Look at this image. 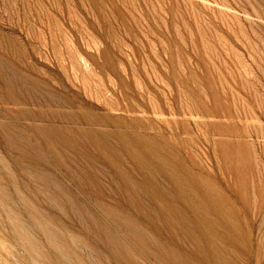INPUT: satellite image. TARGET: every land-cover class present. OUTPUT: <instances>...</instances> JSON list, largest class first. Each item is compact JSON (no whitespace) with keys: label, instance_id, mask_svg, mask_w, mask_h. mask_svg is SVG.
Listing matches in <instances>:
<instances>
[{"label":"rangeland","instance_id":"374dc122","mask_svg":"<svg viewBox=\"0 0 264 264\" xmlns=\"http://www.w3.org/2000/svg\"><path fill=\"white\" fill-rule=\"evenodd\" d=\"M175 178L264 264V0H0V264H209Z\"/></svg>","mask_w":264,"mask_h":264},{"label":"bare ground","instance_id":"6f19581e","mask_svg":"<svg viewBox=\"0 0 264 264\" xmlns=\"http://www.w3.org/2000/svg\"><path fill=\"white\" fill-rule=\"evenodd\" d=\"M57 131V130H56ZM60 132V131H59ZM126 132V131H125ZM100 133V132H99ZM114 133V132H113ZM117 133V132H116ZM115 133V134H116ZM122 133V132H121ZM96 134V133H95ZM103 134H105V133H103ZM107 134V133H106ZM124 134H126V133H124ZM128 134V133H127ZM130 134V133H129ZM57 135V134H56ZM99 135V134H98ZM97 135V136H98ZM100 135H101V133H100ZM117 135V134H116ZM118 135H122V134H119L118 133ZM117 135V137H119ZM144 135V134H143ZM94 137H95V139H96V137L97 136H95V135H93ZM107 136H108V134H107ZM112 136V135H111ZM132 136V135H131ZM130 136V137H131ZM100 137H102V135L100 136ZM104 137V136H103ZM103 137H102V139H103ZM127 137H128V135H127ZM135 138H136V141L138 142V143H142V144H144L145 146H146V148H147V150L149 151V152H151L152 153V151H154L153 153H154V156H155V153H156V151L158 150H160V149H158L159 148V146H161V145H159V142H158V137L159 136H157V140L156 139H150L149 138V136H148V138L147 137H136V135L134 136ZM155 138H156V136H154ZM61 138H62V136H61ZM120 138H121V136H120ZM123 138V137H122ZM126 138V137H125ZM129 138V137H128ZM132 138V137H131ZM131 138H129V141H130V139ZM106 139V138H105ZM124 139V138H123ZM133 139V138H132ZM125 140V139H124ZM159 140H161V138L159 139ZM101 141H103V140H101ZM96 142H98L97 140H96ZM109 142V141H108ZM122 142H124L123 140H122ZM128 142V141H127ZM133 142V141H132ZM137 142H135V143H137ZM163 142V141H162ZM106 143V142H105ZM105 143H104V145H105ZM110 143V142H109ZM125 143V142H124ZM161 143V142H160ZM97 144H99V142L97 143ZM101 144V143H100ZM99 144V145H100ZM103 144V143H102ZM101 144V145H102ZM126 144V143H125ZM162 144V143H161ZM166 144V143H165ZM108 145V144H107ZM103 146V145H102ZM138 146V145H137ZM144 146V147H145ZM164 146V145H163ZM132 147V146H131ZM135 147V146H134ZM139 148V147H138ZM109 149V148H108ZM125 149V148H124ZM127 149V148H126ZM131 149V148H130ZM136 149H137V147H136ZM113 150V149H112ZM129 150V149H128ZM127 150V151H128ZM143 150H145V149H143ZM142 150V151H143ZM164 150V149H163ZM166 150H167V147H166ZM171 150V149H170ZM107 151V150H106ZM106 151L104 150V152L106 153ZM116 151V150H115ZM126 151V150H125ZM135 151V150H134ZM141 150L139 151V152H142ZM109 152V151H108ZM138 152V151H137ZM138 152V153H139ZM144 152V151H143ZM171 152V151H170ZM172 152H175V151H172ZM118 153V152H117ZM129 155H131L130 153H132L131 152V150H129ZM128 153H126V154H128ZM145 153V152H144ZM169 153V152H168ZM111 155H113V153H110ZM156 154H158V153H156ZM167 154V153H166ZM170 154V153H169ZM172 154H174V153H172ZM178 154V153H177ZM106 155V154H105ZM128 155V156H129ZM142 155H144V154H142ZM150 155V154H149ZM159 155V154H158ZM157 155V157H159ZM165 155V154H164ZM171 155V154H170ZM175 155V154H174ZM225 155V154H224ZM110 156V155H109ZM108 155H107V157H109ZM116 156V155H115ZM132 156V155H131ZM135 156H137V155H135ZM146 156H147V154H146ZM151 157H154L152 154L150 155ZM168 156V155H167ZM130 157V156H129ZM156 157V156H155ZM163 157V156H162ZM162 157H160V158H162ZM166 156H164V158H165ZM177 157V156H176ZM179 157V156H178ZM113 158H115L114 156H113ZM143 158H144V156H143ZM148 158V157H147ZM150 158V157H149ZM168 157H166V159H167ZM144 159H146V158H144ZM158 159V158H157ZM182 159V158H181ZM111 160V159H110ZM147 160V159H146ZM145 160V161H146ZM156 160V159H155ZM159 160V159H158ZM176 160V159H175ZM117 161H120V160H117ZM136 161V160H135ZM138 161V160H137ZM172 161H174V160H172ZM177 161V160H176ZM140 162V161H139ZM168 162H169V160H168ZM159 163V162H158ZM162 163H165V162H162ZM181 163V162H180ZM179 163V164H180ZM116 164V163H115ZM114 164V165H115ZM132 164H134V163H132ZM185 164V163H184ZM183 164V165H184ZM182 165V166H183ZM119 166V165H118ZM117 166V167H118ZM122 166V165H121ZM182 166H180V167H182ZM134 167V166H133ZM141 167H143V166H141ZM151 168H152V166H150ZM149 167V168H150ZM162 167V166H161ZM164 167V166H163ZM162 167V168H163ZM175 167V166H174ZM150 168V169H151ZM156 168V167H155ZM161 168V169H162ZM179 167H177V169H178ZM120 169V170H119ZM124 169V168H123ZM164 169V168H163ZM180 169V168H179ZM119 170V171H118ZM118 173L119 172H122L123 170H122V167L121 168H118ZM125 170V169H124ZM133 170H134V168H133ZM132 170V171H133ZM137 170V169H136ZM157 170V169H156ZM168 170V169H167ZM189 170V169H188ZM127 172H128V170H126ZM131 171V172H132ZM151 171V170H150ZM166 171V170H165ZM179 171V170H178ZM177 171V172H178ZM181 171V170H180ZM125 172V171H124ZM131 172H129V173H131ZM136 172V171H135ZM152 172V171H151ZM158 172V171H157ZM162 172V171H161ZM169 172H170V170H169ZM128 173V174H129ZM139 173V172H138ZM144 173V172H143ZM146 173V172H145ZM144 173V174H145ZM176 173V172H175ZM192 173V172H191ZM125 174V173H124ZM127 174V173H126ZM125 174V175H126ZM127 174V175H128ZM140 174V173H139ZM171 174H173V173H171ZM122 175H123V173H122ZM120 176L121 178L123 177V176ZM126 175V176H127ZM131 175H133V174H131ZM176 175V174H175ZM179 175V174H178ZM184 175V174H183ZM192 175H193V173H192ZM196 175H198V174H196ZM125 176V177H126ZM139 176V175H138ZM151 176V175H150ZM153 176V175H152ZM167 176L169 177V175L167 174ZM180 176H182V175H180ZM179 176V177H180ZM185 176V175H184ZM128 177H130V176H128ZM133 177V176H132ZM132 177H130V178H132ZM142 177V176H141ZM145 177H147L146 175H145ZM145 177H143V178H145ZM165 177V176H164ZM174 176H172V178H173ZM176 177H178L177 175H176ZM138 178V177H137ZM156 178V177H155ZM161 178V177H160ZM171 178V177H170ZM200 178V177H199ZM198 178V179H199ZM122 179H124V182H125V178L123 177ZM162 179H164V178H162ZM182 179H183V177H182ZM195 180H197L196 178H194ZM132 180H134V182H135V179H134V177L132 178ZM138 180V179H137ZM145 180V179H144ZM144 180H142V181H144ZM157 180H160V179H158L157 178ZM184 180H186V179H184ZM127 181V180H126ZM162 181V180H161ZM181 180L180 179H174L173 180V184H174V186H173V190H171L170 189V192L172 193H169V196H170V194L171 195H173V198H174V202H172V204L174 203L175 204V199H176V201L178 202V203H180V202H183V204L185 203L186 205H187V210H186V212H184V213H186L187 214V211L189 210V213H190V215H188V216H186L185 218H189L190 216V218L189 219H192V220H194V221H192V222H194L193 223V225L190 227L189 226V222H190V220L188 219V221L189 222H187V226H189V228L192 230V233H197V231H198V233H199V237H200V239H199V241H200V243L197 245V246H199L200 245V250H201V252H205L206 254H205V261H206V263H209V264H215V263H217V262H221L222 260H221V257H220V255L218 254V252L220 251V249H219V251L217 250V248H218V246L216 245V243L218 242H216L215 243V245L216 246H214L213 245V241L212 240H216L218 237H222V235H221V233H220V231H222V230H220L218 227H216V225H214V220L215 219H213V218H221L223 221H221V219L220 220H218V222H222L223 224V226H224V228L226 227V228H231V229H234L235 230V226H234V224H231V221H228V216H230L231 214V212H232V209L231 208H229V206H228V201H226L224 198V196L220 193V192H218L217 191V189H215V188H213L211 185H210V183L209 184H207L206 182L205 183H203V185L201 186V187H199V190L201 191V189L203 188V191L201 192L202 194V197H198V196H196V195H199V194H197V192H194L191 188H182V186H183V183L182 182H180ZM187 181H189V180H187ZM187 181H186V184H187ZM128 182V181H127ZM129 182H131V179H130V181ZM133 182V181H132ZM133 182V183H134ZM157 182V181H156ZM194 182V181H193ZM192 182V183H193ZM200 182V181H199ZM203 182V181H202ZM136 183V182H135ZM155 183V182H154ZM191 183V182H190ZM197 183V182H196ZM195 183V184H196ZM157 184H158V182H157ZM165 184V183H164ZM167 184V186H168V183H166ZM185 184V185H186ZM124 185H127V183L126 184H124ZM130 185H133V184H130ZM137 185V184H136ZM162 185V184H161ZM135 185H133V187H134ZM149 187H150V185H148ZM170 186V185H169ZM132 186H130V188H133ZM141 187V186H140ZM145 187V186H144ZM187 187V186H186ZM190 187V186H189ZM197 187H198V184H197ZM137 188V187H136ZM141 188H143V185H142V187ZM150 188H152V187H150ZM168 188V187H167ZM171 188V187H170ZM197 189V188H196ZM150 190V189H149ZM153 190V189H152ZM155 190H157L158 191V193L159 194H161L162 196H165V192L163 193L162 191H163V189H162V191H161V189H159V187L157 188V187H155ZM165 190V189H164ZM132 191V190H131ZM143 191V190H142ZM166 191V190H165ZM197 191V190H196ZM125 192H127V191H125ZM148 192V191H147ZM146 192V193H147ZM199 192V191H198ZM156 193V192H155ZM128 194V193H127ZM151 194V193H150ZM153 194V193H152ZM157 194V193H156ZM166 194H167V192H166ZM147 195H148V193H147ZM138 196V195H137ZM149 197H151L150 195H148ZM157 196H158V194H157ZM162 196L160 197V198H162ZM200 196V195H199ZM135 197V196H134ZM153 197H155V199L157 198L156 197V195L155 196H153ZM159 198V199H160ZM164 198H166V197H164ZM167 198H169V197H167ZM170 198H172V197H170ZM172 198V199H173ZM151 199H153L152 197H151ZM171 199V200H172ZM132 200V199H131ZM134 200V199H133ZM140 200V199H139ZM165 200V199H164ZM167 200V199H166ZM170 200V199H169ZM151 201V200H150ZM155 201H158V200H155ZM155 201H152L153 203H155ZM160 201V200H159ZM163 201V200H162ZM168 201V200H167ZM134 202V204L133 205H135V201H133ZM142 202V201H141ZM157 204L159 203V202H156ZM169 203H171V202H169ZM136 207L138 206V202H136ZM139 204H140V202H139ZM163 204V203H162ZM164 204H165V206H166V202H164ZM163 204V205H164ZM183 204H180V206L182 205L183 206ZM132 205V204H131ZM143 205V206H142ZM156 205V204H155ZM159 205H160V203H159ZM169 205V204H168ZM141 206L142 207H144L145 205L144 204H142L141 203ZM153 206V205H152ZM173 206H178L177 204L176 205H173ZM179 206V207H180ZM181 206V207H182ZM135 207V208H136ZM140 207V206H139ZM155 207V206H154ZM178 207V208H179ZM134 208V207H133ZM138 208V207H137ZM137 208H136V211H137ZM151 208H153V207H151ZM158 208V206L156 207V209ZM168 209H172L170 206L169 207H167ZM184 208V207H183ZM186 208V207H185ZM145 209V208H144ZM148 209V208H147ZM143 210V209H142ZM142 210H140L139 209V211H142ZM165 211H166V209H164ZM173 211H174V208L172 209ZM185 210V209H184ZM148 211H149V209H148ZM153 211V210H152ZM180 211H181V209H180ZM144 212V211H143ZM154 212V211H153ZM156 212V211H155ZM154 212V213H155ZM157 212H158V210H157ZM162 212H164V211H162ZM168 212V211H167ZM170 212H171V210H170ZM169 212V214H172V213H170ZM142 213V212H141ZM145 213H146V211H145ZM153 213V214H154ZM176 212L174 211V213H173V215L175 214ZM146 214H148V213H146ZM159 214V213H158ZM163 214V213H162ZM161 214V215H162ZM178 214V213H177ZM180 214H181V216L183 215L182 214V211L180 212ZM226 214H228V216L226 215ZM142 215V214H141ZM143 215H145V214H143ZM149 215V214H148ZM151 215V214H150ZM155 215V214H154ZM185 215V214H184ZM184 215H183V217H184ZM146 216V215H145ZM145 216H144V218H145ZM167 215H165V216H163L164 218L166 217ZM175 216V215H174ZM178 216V218H176V219H178L179 220V214L177 215ZM227 217V219H225L226 217ZM148 217H150V216H148ZM147 216H146V218H148ZM152 217V216H151ZM151 217L149 218V219H151ZM157 217V216H156ZM160 217V215H158V218ZM163 217H161V219L163 218ZM232 217V216H231ZM153 218H155V217H153ZM153 218H152V221H153ZM158 218H156V219H158ZM160 219V218H159ZM158 219V220H159ZM175 219V218H174ZM233 219V218H232ZM165 220V219H164ZM184 221H186L185 219H183ZM149 221V220H148ZM161 222L163 221V220H160ZM166 221H167V218H166ZM233 221V220H232ZM150 222H151V220H150ZM149 222V223H150ZM154 222V221H153ZM171 222H172V220H171ZM181 221L179 220V222L178 223H180ZM233 222H235V221H233ZM172 223H174V222H172ZM172 223H169V224H172ZM186 223V222H185ZM152 224H154V223H152ZM156 224V223H155ZM163 224V223H162ZM161 224V226H163ZM183 224H184V222H183ZM182 224V225H183ZM191 224V223H190ZM217 224V223H216ZM166 225V222H165V224H164V226ZM182 225H180V227H182ZM219 225V224H218ZM167 226V225H166ZM165 226V227H166ZM174 226V225H173ZM184 227H185V225H183ZM156 227H158L159 228V226H156ZM170 227H172L171 225H170ZM221 227V226H220ZM167 228V227H166ZM166 228H164V230L166 229ZM187 228V227H186ZM223 228V229H224ZM161 229V228H160ZM180 229V228H179ZM230 229V230H231ZM162 230V229H161ZM174 230H176L177 231V229H175V227H174ZM184 230H188V229H185L184 228ZM196 232H195V231ZM220 230V231H219ZM225 230H227V229H225ZM224 230V231H225ZM166 231V230H165ZM175 231V232H176ZM183 231V230H182ZM155 232H157V231H155ZM189 232V231H188ZM229 232H231V231H229ZM228 232V233H229ZM233 230H232V233H230L231 235H233ZM229 234V235H230ZM188 235H190L191 236V232H190V234L188 233ZM196 235V234H195ZM187 236V235H186ZM226 236V235H225ZM169 237V236H168ZM178 237V236H177ZM228 237V236H227ZM236 237V236H235ZM171 238V237H170ZM169 238V239H170ZM193 238V237H192ZM224 238V237H223ZM178 239V238H177ZM219 239V238H218ZM144 240V239H143ZM171 240L172 241H174L172 238H171ZM179 240V239H178ZM233 240H234V238H233ZM172 241H171V243H172ZM212 241V242H211ZM228 243H231L232 241H230V240H226ZM181 242V241H180ZM227 242H225L226 243V245H228V243ZM236 242V241H235ZM174 243V242H173ZM210 243H212L211 245H210ZM218 243H220V242H218ZM224 243V242H223ZM224 243V244H225ZM169 244V243H168ZM176 244V243H175ZM231 244H233V243H231ZM220 245H222V244H220ZM225 246V245H224ZM229 246V245H228ZM165 247V246H164ZM167 247V246H166ZM169 247V246H168ZM210 247V248H209ZM221 247V246H220ZM219 247V248H220ZM223 247V246H222ZM230 247H231V245H230ZM229 247V248H230ZM171 248V247H170ZM169 248V249H170ZM173 248V247H172ZM171 248V249H172ZM180 248V247H179ZM228 248V247H227ZM227 248H225V249H227ZM233 248V247H232ZM231 248V249H232ZM198 249V248H197ZM224 249V250H225ZM230 249V250H231ZM174 250V249H173ZM171 251V252H174V251ZM181 250V249H180ZM179 250V251H180ZM222 250H223V248H222ZM166 251H168V253H169V250H166ZM189 251H190V249H189ZM232 252H233V249L231 250ZM187 252V250H185V253ZM221 252V251H220ZM223 252V251H222ZM227 252V251H226ZM230 251H228V253H229ZM166 253V252H165ZM174 253H176V252H174ZM171 254V253H170ZM173 254V253H172ZM189 254V253H188ZM202 254V253H201ZM174 255H176L177 256V254H173V256ZM182 255V254H181ZM184 256V255H183ZM187 256H189V255H187ZM196 257V256H195ZM229 257H230V255H229ZM228 257V258H229ZM184 258H186V257H184ZM183 258V259H184ZM190 258V257H189ZM188 257H187V259H189ZM231 258V257H230ZM174 259H177L176 257L174 258ZM178 259H182V258H178ZM182 259V260H183ZM187 259H185V260H187ZM193 259V258H192ZM191 259V260H192ZM223 259V258H222ZM225 259V258H224ZM195 260V259H194ZM200 261H201V259H199ZM232 260V259H231ZM225 261H226V259H225ZM177 262H180V261H178L177 260ZM185 262V261H184ZM196 262V261H195ZM227 262V264L228 263H231V262H229V261H226ZM187 263V262H186ZM185 264V263H184ZM193 264H197V263H194L193 262ZM234 264H236L235 262H234Z\"/></svg>","mask_w":264,"mask_h":264}]
</instances>
